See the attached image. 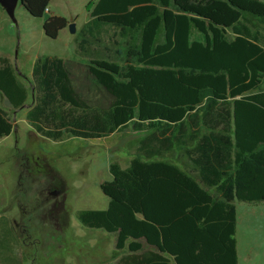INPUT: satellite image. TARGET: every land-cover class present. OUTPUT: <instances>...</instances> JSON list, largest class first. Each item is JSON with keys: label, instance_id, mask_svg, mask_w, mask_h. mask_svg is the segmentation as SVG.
<instances>
[{"label": "trees", "instance_id": "trees-1", "mask_svg": "<svg viewBox=\"0 0 264 264\" xmlns=\"http://www.w3.org/2000/svg\"><path fill=\"white\" fill-rule=\"evenodd\" d=\"M51 1L22 0V6L42 19ZM86 7L80 52L87 37L106 27L138 37L125 65L92 60L88 66L110 104L90 106L64 60L41 57L32 67L26 119L54 142L66 135L96 140L129 125L146 135L128 168L109 165L111 179L100 184L107 208L80 212V224L115 235V250L129 253L118 264H238L234 202H264V2L93 0ZM67 25L50 16L42 29L56 39ZM192 29L200 40L192 39ZM0 95L12 110L28 98L1 57ZM12 128L0 106V140ZM175 146L198 181L152 160ZM141 240L155 251L137 255Z\"/></svg>", "mask_w": 264, "mask_h": 264}, {"label": "rangeland", "instance_id": "rangeland-1", "mask_svg": "<svg viewBox=\"0 0 264 264\" xmlns=\"http://www.w3.org/2000/svg\"><path fill=\"white\" fill-rule=\"evenodd\" d=\"M88 1L51 2L44 20L51 15L62 17L76 29L71 34L66 27L56 39L46 37L41 20L31 17L21 4L14 12L16 23L0 7V36L14 39L10 55L15 58L16 76L28 91L19 110H12L0 95L1 107L13 126L11 134L0 141V264H118L129 255L127 249L115 250L114 234L88 229L78 216L82 211L107 208L108 198L100 184L111 179L109 165L128 168L146 133L129 125L96 140L66 135L54 142L38 136L26 119L33 100L30 79L25 76L30 74L32 62L41 57L64 60L74 89L90 106L110 104V96L95 82L88 66L92 60L125 65L128 47L136 45L138 37L131 33L120 36L106 27L95 38L87 37L85 52H80ZM191 36L202 38L194 29ZM152 160L171 163L198 181L179 146ZM208 191L214 194L213 189ZM234 204L238 264H264V202ZM144 246L140 255L155 251Z\"/></svg>", "mask_w": 264, "mask_h": 264}, {"label": "crops", "instance_id": "crops-1", "mask_svg": "<svg viewBox=\"0 0 264 264\" xmlns=\"http://www.w3.org/2000/svg\"><path fill=\"white\" fill-rule=\"evenodd\" d=\"M53 1H55V0H52L51 2H53ZM93 0H89L88 1V3L86 4V6H88L89 4H91V2H92ZM260 1H263L264 2V0H260ZM51 2H50V4H51ZM50 4H49V6H48V12L47 13H45V15L46 14H48V13H50ZM1 16V15H0ZM51 16H53V15H51ZM41 20V24L43 25V23H44V18H42V19H40ZM88 20H89V16H88V11H87V20H86V22L84 23V24H86L87 22H88ZM84 24H83V26H84ZM82 26V27H83ZM2 30V29H1ZM230 38H231V36H230ZM13 45H14V39H12L11 37H9V35L7 36V35H2V36H0V57L1 58H6V59H8L9 60V62H10V64L12 65V67H13V69H14V66H15V58H13L12 57V55H10V53H11V51L13 50ZM33 63H34V61L32 62V66H31V72H32V67H33ZM15 70V69H14ZM31 72H29L30 74H28L27 76H25L26 78H28V79H31ZM15 74H16V72H15ZM17 76H19V74H16ZM70 76V75H69ZM24 77V76H23ZM71 79V78H70ZM72 82V81H71ZM72 85H73V83H72ZM74 87V86H73ZM262 90H264V89H262ZM76 91V90H75ZM27 101V100H26ZM0 106H1V103H0ZM2 108V107H1ZM8 137V136H7ZM5 138V137H4ZM3 139V138H2ZM1 139V140H2ZM0 140V141H1ZM259 203V202H258ZM143 240H141L140 242L142 243V245H143V247H145L144 245H146L145 243H144V241L142 242ZM147 246V245H146ZM141 252V251H140ZM140 252H138L137 253V255H140L141 253ZM151 252V251H150Z\"/></svg>", "mask_w": 264, "mask_h": 264}, {"label": "water", "instance_id": "water-1", "mask_svg": "<svg viewBox=\"0 0 264 264\" xmlns=\"http://www.w3.org/2000/svg\"><path fill=\"white\" fill-rule=\"evenodd\" d=\"M18 3L22 5V0H0V7L13 23H16L14 12ZM67 28L71 34L76 32L75 25L73 23L67 25Z\"/></svg>", "mask_w": 264, "mask_h": 264}, {"label": "built area", "instance_id": "built-area-1", "mask_svg": "<svg viewBox=\"0 0 264 264\" xmlns=\"http://www.w3.org/2000/svg\"><path fill=\"white\" fill-rule=\"evenodd\" d=\"M47 12H48V9L45 10V13H47Z\"/></svg>", "mask_w": 264, "mask_h": 264}, {"label": "flooded vegetation", "instance_id": "flooded-vegetation-1", "mask_svg": "<svg viewBox=\"0 0 264 264\" xmlns=\"http://www.w3.org/2000/svg\"><path fill=\"white\" fill-rule=\"evenodd\" d=\"M52 193L54 194V191Z\"/></svg>", "mask_w": 264, "mask_h": 264}]
</instances>
